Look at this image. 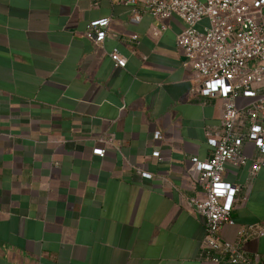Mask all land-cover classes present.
Masks as SVG:
<instances>
[{"label":"crops","instance_id":"crops-1","mask_svg":"<svg viewBox=\"0 0 264 264\" xmlns=\"http://www.w3.org/2000/svg\"><path fill=\"white\" fill-rule=\"evenodd\" d=\"M92 3L0 0V264H216L199 257L188 169L211 157L223 101L194 90L182 19L133 23L121 0ZM107 18L98 47L85 31ZM236 171L226 180L245 184L249 164ZM233 217L231 243L240 225L264 226V169ZM243 249L264 264V236Z\"/></svg>","mask_w":264,"mask_h":264},{"label":"built area","instance_id":"built-area-1","mask_svg":"<svg viewBox=\"0 0 264 264\" xmlns=\"http://www.w3.org/2000/svg\"><path fill=\"white\" fill-rule=\"evenodd\" d=\"M130 7L131 22L142 20V12L156 19L177 16L185 28L177 37L186 65L193 73L194 90L200 96L223 101L221 126L207 131L213 153L209 159L192 158L188 171L202 189L187 205L202 219L205 237L200 246L202 261L216 264H259L243 249L250 239L263 237L260 223L240 225L237 240L223 239L227 225H236L233 212L248 198L252 180L264 169V0H121ZM142 4V9L138 5ZM97 7L99 0H93ZM111 18L92 21L85 34L102 47L111 37ZM137 39L134 37L133 41ZM119 69L127 58L117 48L109 53ZM154 137L161 138L156 132ZM94 153L103 157L104 149ZM154 156L159 157L160 152ZM249 164L245 184L226 180V174ZM230 168L232 170H230ZM138 172L147 178L149 173Z\"/></svg>","mask_w":264,"mask_h":264}]
</instances>
